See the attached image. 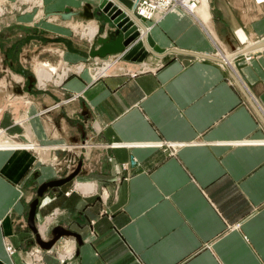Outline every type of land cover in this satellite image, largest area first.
Returning a JSON list of instances; mask_svg holds the SVG:
<instances>
[{
	"label": "crops",
	"instance_id": "obj_1",
	"mask_svg": "<svg viewBox=\"0 0 264 264\" xmlns=\"http://www.w3.org/2000/svg\"><path fill=\"white\" fill-rule=\"evenodd\" d=\"M86 1L0 16V264H264V1L146 21L155 68L39 84L57 30L66 60L72 25L97 27L56 15Z\"/></svg>",
	"mask_w": 264,
	"mask_h": 264
},
{
	"label": "water",
	"instance_id": "obj_2",
	"mask_svg": "<svg viewBox=\"0 0 264 264\" xmlns=\"http://www.w3.org/2000/svg\"><path fill=\"white\" fill-rule=\"evenodd\" d=\"M95 1V0H94ZM120 2V4L131 8L132 0H115ZM107 0H96L95 6L86 1L82 4L79 9H69L64 12H58V15L62 19H70L72 17L80 18L83 20H92L95 15L104 13L110 20L111 26L109 28L106 24H101L97 28V35L95 36L93 43H91L89 54L90 56L106 57L107 55L119 54L126 60H132L141 62L145 57L151 53L156 56H162L164 54L163 49L154 44L153 40L148 36L147 42L139 40V26H142L136 19V22L131 20L124 14L120 8L116 6L106 5ZM116 5V4H114ZM136 16V15H135ZM135 18V17H134ZM137 18V17H136ZM57 158H61V152L56 151L54 153ZM78 168L73 169L71 174L66 176L65 168L58 170L59 176H61L65 181L70 180L77 173ZM64 181V182H65ZM61 181H53L50 185L62 184ZM45 187V184L39 188ZM31 218L34 216V210L30 214ZM35 232V227H32ZM60 235L54 234L48 242H43L36 235L37 242L43 248H49Z\"/></svg>",
	"mask_w": 264,
	"mask_h": 264
},
{
	"label": "rangeland",
	"instance_id": "obj_3",
	"mask_svg": "<svg viewBox=\"0 0 264 264\" xmlns=\"http://www.w3.org/2000/svg\"><path fill=\"white\" fill-rule=\"evenodd\" d=\"M87 1L92 3L95 6L96 0L95 1L94 0H87ZM45 2H47V0H45L44 2H43V0H0V8L3 10L1 12L0 16L2 15L1 18H3L5 16L9 17V16H11V14L21 15L23 13L25 15L26 14H28V15L32 14L34 19L38 15H41L39 18H47V17L52 16L51 14H53V13H49L47 11V9L44 8ZM69 3L72 6L73 5L76 6L78 4V2H76V1H75L76 4H73L71 2H69ZM70 6H68V7H70ZM47 15H49V16H47ZM210 15H211V13H210ZM192 16H194V15H192ZM52 19H53V22H59L60 21V17L59 16L52 17ZM73 19L74 20H80V19H77V18H73ZM94 19L95 20H91V21H93L94 24L97 25V27L99 25H101V24H106L107 27L109 28V26L112 25L110 20H109V18L104 13H101L99 15H95ZM1 21H3V19H0V27L4 26L1 23ZM152 21H155V19H152L151 22ZM83 23L84 24L88 23V20H85ZM24 24H25L24 26H32V24L30 22L29 23H24ZM81 25L79 26L80 28L76 27V25H72L73 30L71 29L72 30V31H70L71 34L68 35L71 38V39L70 38L67 39V42L69 40V43H70L69 46H70V49H71L69 51V52H71V54L67 55V57H69V59H66V60L63 59L64 50L58 48L59 43L63 42V34L64 33H62V31H60V30H57L56 32L59 31L58 33L61 34V35H58V33H57L56 40L55 41L53 40L54 44H56V49H55L56 58H55V60L54 61H51V60L49 61L48 59H41V58L38 59L32 65L33 66L32 67L33 68V71H32L33 75H34L33 72H34L35 64H37L39 62H45V61L50 63V64L55 65L59 69V71H61L62 68L68 67L70 70L67 72L66 77L77 76V75H80L81 73H87V74H89V75H91L93 77L98 75V70L103 66V62H110L111 61L110 59H113L114 57H109L108 59H103V58L108 57V56H106V57H103V58L99 57V59H98L97 57H95V58L93 57L92 58L91 56H89L90 55L89 54V49H90L91 43H93V40H94L95 37L93 39L88 38L87 35L82 37L81 36L82 30L83 29L85 30L86 27L89 24L82 25V26ZM90 25H92V24H90ZM8 26H10V25H7V27ZM221 48H222L220 50L221 53H226V52L229 53V51H225V48H223V46H221ZM220 51H219V48H217V50L214 52V55H216V56L220 55V57H221L222 54L220 53ZM150 55H151V57H150ZM153 55L154 54L149 53L145 57V59L143 60L146 63L145 62L140 63V65L141 64H145V67H146V68L144 67V69H143L140 66V68H142V70L149 69L150 68L149 66H152L153 68H155V66L160 64V61L155 60V57H153ZM120 60H123V59H120ZM123 61H125V60H123ZM128 62H130V61H128ZM128 62L126 61L125 63H128ZM80 64H84V69L78 71L76 67L79 66ZM29 68H30V66H29ZM107 70H109V69H107ZM131 70H134V68H131ZM59 71L57 70L58 73H59ZM117 72H131V71L126 69V68H122V69L120 68L119 70H116V71H114L112 73H117ZM108 74H110V73H108ZM53 77H56V75L54 74Z\"/></svg>",
	"mask_w": 264,
	"mask_h": 264
},
{
	"label": "bare ground",
	"instance_id": "obj_4",
	"mask_svg": "<svg viewBox=\"0 0 264 264\" xmlns=\"http://www.w3.org/2000/svg\"><path fill=\"white\" fill-rule=\"evenodd\" d=\"M256 1L263 2L264 0H256ZM176 2H178V3H176ZM112 3H113V5H112ZM114 4H116V5H114ZM106 5H108V6L112 5V6H116V7L120 8L119 10H121V11L123 10L122 12L124 14H126V16L128 18H130L134 22H136V20H137L142 25V26H139V32H140L139 33L140 34L139 35V40H141L143 42L144 41L147 42V37L148 36L150 38H152L149 33H145V34L143 33V31H146V24H147L146 21H148L149 19H146L145 16L139 15L136 12V10H135V7H137V2L136 1H134V2L132 1V5H131L132 7L131 8L126 7V6L122 5V4H120V2H117L115 0H107ZM177 7H183V9L185 8V10H187L189 13L194 15L196 20L201 21L202 24L207 26L208 20L210 18V4H209V0H178V1L175 0V2H173V3H172V0H166L161 5L159 4V5L155 6L154 10L151 9L147 13H148V15L151 14L153 19L160 20L168 12H170L171 10H173L174 8H177ZM2 11L3 10L0 8V14H1ZM56 15H58V13H56ZM73 18H75V17H73ZM77 19H80V18H77ZM92 20H95V19H92ZM89 21H91V20H88V22ZM97 28L94 25H88L85 30L84 29L82 30L81 36L87 35L88 38H90V39L92 38L93 39L95 37V35L97 34ZM140 28H141V30H143L142 32L140 31ZM250 49H252V48H247L245 51H248ZM166 51H168V50L163 49V52H166ZM239 51L240 50H238V52ZM221 54H222V58L227 63H231L232 62L233 55H229L227 52L226 53H221ZM107 56L108 57H106V58H103V57H100V58L108 59L111 56H113L114 58L110 59L111 60L110 62H103V66L98 70V75H97L98 77L102 76V75H106L108 73L111 74L112 72H114L116 70H119L120 68L121 69L122 68H126V69L130 70L131 73H134V72H138V71L142 70V68L144 69V67H145V64H141L140 65V63L144 62L143 60L141 62L132 61V60H126L119 54H113V55H107ZM93 57L94 58L95 57L99 58L98 56H93ZM119 58L123 59L125 61L120 60ZM224 60L220 59V61L222 63L226 64ZM126 61L127 62L130 61L131 63L130 62L125 63ZM140 66L142 68H140ZM76 68H77L78 71H80V70L84 69V64H80ZM131 68H134V70H131ZM107 69H109V70H107ZM57 70L59 71V69L55 65L50 64V63H48L46 61L45 62H39V63L35 64V67H34V71H35V74H36V79L39 82V84H41V85L45 84L49 80H54L55 82H59L61 79L64 78V76H66L67 72L70 69L68 67L62 68V70L59 71V73L57 72ZM54 74L56 75V77H53ZM32 77L35 79L34 76H32ZM7 246L8 245H6L7 253L10 254V251L8 250ZM35 257L38 258L39 256L36 255Z\"/></svg>",
	"mask_w": 264,
	"mask_h": 264
},
{
	"label": "built area",
	"instance_id": "obj_5",
	"mask_svg": "<svg viewBox=\"0 0 264 264\" xmlns=\"http://www.w3.org/2000/svg\"><path fill=\"white\" fill-rule=\"evenodd\" d=\"M133 2H137V7H135L136 12L139 15L145 16L146 19L152 20L153 17L151 14L148 15V11L151 9L154 10L155 6L161 5L166 0H132ZM178 1V0H176ZM175 2V0H172V3ZM178 3V2H176ZM8 250L10 251V254L14 252V248L10 245L7 246ZM38 255L39 257L36 258L35 256ZM43 251L39 247H31L27 250V260L24 262V264H42V258H43Z\"/></svg>",
	"mask_w": 264,
	"mask_h": 264
}]
</instances>
